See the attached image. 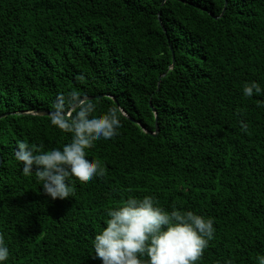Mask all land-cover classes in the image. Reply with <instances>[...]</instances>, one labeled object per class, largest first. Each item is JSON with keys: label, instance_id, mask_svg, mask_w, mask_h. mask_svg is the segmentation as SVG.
<instances>
[{"label": "trees", "instance_id": "trees-1", "mask_svg": "<svg viewBox=\"0 0 264 264\" xmlns=\"http://www.w3.org/2000/svg\"><path fill=\"white\" fill-rule=\"evenodd\" d=\"M251 81L264 89V0H0L7 264H101L91 240L106 209L129 195L214 218L197 264H258L264 92L244 96ZM73 89L97 112L117 106L124 116L117 136L87 150L104 175L73 177L69 199L51 200L15 150L20 140L45 149L70 141L33 113Z\"/></svg>", "mask_w": 264, "mask_h": 264}, {"label": "clouds", "instance_id": "clouds-1", "mask_svg": "<svg viewBox=\"0 0 264 264\" xmlns=\"http://www.w3.org/2000/svg\"><path fill=\"white\" fill-rule=\"evenodd\" d=\"M254 92L260 94L264 89L256 81L246 82L244 96L252 97ZM96 108L92 98L76 89L60 93L48 113L49 122L71 133L70 141L48 149L42 143L17 142L15 159L21 162L23 175H34L51 200L69 199L73 177L88 181L104 175L100 161L87 150L95 140L117 136L124 113L117 106L104 112ZM242 128L246 131L247 125ZM106 216L104 226L91 240L93 256L101 264H197L216 232L214 218L175 206L166 210L152 195H129L106 209ZM9 256V247L0 235V264H7ZM257 260L264 264V254Z\"/></svg>", "mask_w": 264, "mask_h": 264}, {"label": "water", "instance_id": "water-1", "mask_svg": "<svg viewBox=\"0 0 264 264\" xmlns=\"http://www.w3.org/2000/svg\"><path fill=\"white\" fill-rule=\"evenodd\" d=\"M225 11V10H224ZM175 63V56H174V53H173V64ZM48 113L49 112H44V111H40V112H35L33 113L34 115H42V116H48ZM159 132V129L158 127L156 128V133H151V132H148L150 135H153V136H157ZM0 160H1V154H0ZM0 165H1V161H0Z\"/></svg>", "mask_w": 264, "mask_h": 264}]
</instances>
